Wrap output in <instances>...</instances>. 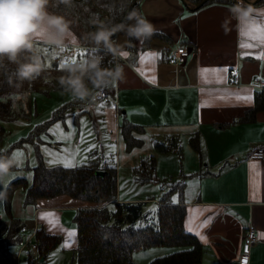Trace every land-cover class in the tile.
Segmentation results:
<instances>
[{"label":"crops","instance_id":"crops-1","mask_svg":"<svg viewBox=\"0 0 264 264\" xmlns=\"http://www.w3.org/2000/svg\"><path fill=\"white\" fill-rule=\"evenodd\" d=\"M186 3L185 6L180 0H140L141 15L154 26V33L162 37L150 39L144 47L143 39H134L137 53L131 55L125 34L118 36L116 44L125 54L118 55L116 63L123 66V79L106 88L116 104L96 103L92 99L62 102L44 122L35 125L34 131L40 132L35 152L50 168L65 167L63 162L53 166L48 163L53 159L49 152L67 158L69 152L65 149L79 150L73 159L75 166L101 155L113 158L117 202L143 203L145 212L156 211L161 195L182 179L185 182L182 194H173L171 203L184 207V231L201 245L198 264H240L247 232L251 230L256 239L251 245L248 264H264V162L248 158L252 150L264 148V108L256 110L253 117L247 114L255 107L256 96H264L257 88L259 81L264 83V59L257 58L264 46H240L242 41L259 43L258 39L241 33L257 37L262 34L257 29L264 30V0L252 5L241 0L210 2L196 10L189 9L195 5L187 0ZM238 4L254 9L246 23L230 12ZM48 11L52 12L49 8ZM33 43L34 48L55 52L49 64L42 63L46 65L43 73L53 79H42L41 92L50 97L51 92L63 91L57 87L58 76L67 73L58 63L57 55H62L64 49L50 46L39 37ZM65 45L74 61L82 57L83 50L74 32ZM179 46L190 52L183 66L170 63L173 51ZM231 70L238 75L231 76ZM238 96H250L251 100ZM260 105L264 107V99ZM123 123L143 129L142 133L133 132L141 140L140 146L126 149L121 136ZM69 134L71 138L64 139ZM195 135L199 137L198 151L189 142ZM169 138L176 139L180 153L155 151L154 141L164 143ZM150 156L155 158L157 182L159 177L175 180L167 185L134 182L133 169L141 159ZM18 191L23 193L21 218H15L11 211ZM24 197L23 189L14 191L10 213L25 224V238L41 228L61 239L60 245L36 264H74L77 231L73 218L87 204L61 195L24 206ZM45 213L54 214L55 227L41 219ZM6 217L2 233L8 225L9 217ZM70 231L75 232L74 242L65 248L63 244ZM175 250L154 247L135 252L132 259L135 264H147ZM33 251L16 250V264H20V253L26 252L27 258Z\"/></svg>","mask_w":264,"mask_h":264},{"label":"trees","instance_id":"trees-1","mask_svg":"<svg viewBox=\"0 0 264 264\" xmlns=\"http://www.w3.org/2000/svg\"><path fill=\"white\" fill-rule=\"evenodd\" d=\"M187 1L194 5L201 2ZM231 1L209 0L207 3ZM131 5H134L132 11L141 15L140 0H70L68 4L63 0H50L48 8L76 26L74 32L83 50L81 57L83 60L102 56V66L113 67L118 59L102 45H95L88 34L94 33L101 23L109 27L114 23H121ZM120 34L121 32H117L112 40L115 42ZM155 37L162 36L153 33L150 38L143 39V47ZM127 50L131 55H136L134 39L127 38ZM4 63L7 65L6 70L0 69V120L5 117L12 118L11 104L2 102L1 99L17 88L7 83L5 75V71L11 72L15 67L7 61ZM256 98L255 107L247 113L251 117L256 110L264 108L260 105L264 96L259 94ZM64 108H68V105ZM133 132L142 133L143 129L130 123L121 125V136L127 150L141 145V140L135 138ZM4 134V127L0 123V141ZM189 142L196 151L199 150L198 135L191 137ZM153 147L159 153H180V146L173 138L167 139L164 143L154 141ZM0 156L9 157V152L0 151ZM37 157L39 164L31 169V180L16 178L8 184L4 193V209L9 220L6 229L0 234L2 264H16V248L18 243L25 239L23 234L25 224L19 219L12 218L10 213V203L17 188L23 189L25 193L24 206H34L38 199L61 195L87 204L78 209L73 218L77 231L74 264H135L132 259L135 252L154 247H173L177 250L155 258L147 264L200 262L201 245L183 228L185 209L181 205L171 203L173 194H182L184 180L181 179L169 186L159 198L160 204L156 211L145 212L143 203L117 202L116 167L113 158L101 155L75 167L50 168L43 164L40 155L37 154ZM11 170H15V167L13 166ZM97 172L102 174H96ZM133 180L138 184L157 182L153 156L141 159L140 164L133 169ZM33 241L36 249L34 253L27 254L28 264H36L39 259L46 258L61 243L60 237L49 235L41 228L35 231Z\"/></svg>","mask_w":264,"mask_h":264},{"label":"clouds","instance_id":"clouds-1","mask_svg":"<svg viewBox=\"0 0 264 264\" xmlns=\"http://www.w3.org/2000/svg\"><path fill=\"white\" fill-rule=\"evenodd\" d=\"M65 4L70 0H63ZM50 0H0V69L8 64L16 65L11 72L5 71L7 83L20 87L25 81H33L40 76L46 65L38 55L25 57L33 52L34 38H42L46 44L62 50L65 40L72 36L70 22L65 17L49 12ZM230 12L241 23H246L254 9L240 4L233 6ZM126 21L112 24L101 23L88 37L97 46H103L109 53L124 55L112 37L123 32L129 39H148L154 33V26L136 11L130 12ZM223 26V25H222ZM103 57L94 56L79 63H62L61 68L67 73L58 79L64 92L74 100H94L95 90L106 89L123 79L124 69L119 63L113 67H103ZM15 161L11 157L0 156V182L10 175ZM4 193H0V201Z\"/></svg>","mask_w":264,"mask_h":264},{"label":"rangeland","instance_id":"rangeland-1","mask_svg":"<svg viewBox=\"0 0 264 264\" xmlns=\"http://www.w3.org/2000/svg\"><path fill=\"white\" fill-rule=\"evenodd\" d=\"M74 29H76V26L74 24H70V30L74 32ZM116 41L117 39L115 40V43ZM66 51L67 54L65 55H57V58L59 59V64L71 63L72 61H74L73 58H70L68 50ZM33 54L38 55L40 58H42L41 63L44 62L45 64H49V62L52 61L55 52H52L51 49L45 50L40 48H34L33 52L25 53L24 56L30 57ZM82 60L83 59L80 57L79 60L76 59L75 63H79ZM10 65L16 67V65L14 64ZM48 78L53 79L49 76L48 73H43L42 71L40 76L37 77L35 80L31 82H23L21 87H17L16 89H14V91L2 97L1 99L2 102H9L11 104L12 118L11 115H9L11 119H7L8 117H5L0 120V123L3 125L5 130V134L2 140L0 141V151L9 152V157L11 158L17 152L22 153V156L19 159L18 165L15 162V170H11L10 175L5 177V179L0 182V193H5L8 184L16 178H26L27 180L31 179V169H33L39 164L35 152V144L38 143L37 138L40 136V132L34 131L35 125L44 122L45 119H47L46 116L62 102H72V100H74L70 97L68 93L64 91L51 92L50 97L41 92V86L43 84L42 79L48 80ZM57 87L61 88L60 85H58ZM86 126L87 125H85V127ZM87 128L90 129L89 127ZM56 155H58V153ZM48 163L52 166L53 164H55L51 161H48ZM170 180L174 181L175 178L159 177V181L157 183L158 185H167L168 183H170ZM22 194V191H18V194L17 192L16 194H14L11 211L15 218L22 217ZM6 216H8V214L4 209V203L2 200L0 201V234L2 233L4 224L7 222ZM18 249L19 247L16 248V250ZM25 253L26 252L20 253L18 255V261L20 264H27V258ZM65 260L66 262H69L70 256L65 258ZM0 264H2L1 256Z\"/></svg>","mask_w":264,"mask_h":264},{"label":"built area","instance_id":"built-area-1","mask_svg":"<svg viewBox=\"0 0 264 264\" xmlns=\"http://www.w3.org/2000/svg\"><path fill=\"white\" fill-rule=\"evenodd\" d=\"M64 51L62 52V55L67 54L68 50V46H64ZM189 50L184 47V46H179L177 47L173 53H172V58L170 60V63L175 65V66H183L186 64L187 62V58L189 56ZM116 58L118 57V55L115 56ZM229 74L231 76H237L238 72L235 70H231L229 71ZM257 88H259L261 91L264 92V83L262 81H259V83L257 84ZM95 95V99L92 100L93 102L96 103H115V101H113V99L109 96L108 92L106 91V89H99V90H95L94 92ZM248 158L251 160H258V161H262L264 162V148H257L252 150L249 155ZM34 239V234L30 235L29 237H27L26 239L20 241L18 243V246L21 250H35L36 249V245L33 241ZM256 239V235L254 233V231H248L247 232V237L245 240V243L243 245V249H242V255L240 256L239 259V263L240 264H248L249 261V252L251 249V245L252 243L255 241Z\"/></svg>","mask_w":264,"mask_h":264},{"label":"snow or ice","instance_id":"snow-or-ice-1","mask_svg":"<svg viewBox=\"0 0 264 264\" xmlns=\"http://www.w3.org/2000/svg\"><path fill=\"white\" fill-rule=\"evenodd\" d=\"M257 31L262 33L259 37H257V36H251L250 33H247V32H242L241 33V35H248V36H250L251 39H258L259 40V43L257 45H253L251 43L242 41L240 46L242 48H252V47L264 46V30L258 28ZM61 51H63V49ZM152 58L154 59L155 57L152 56ZM257 58L258 59H264V51H262ZM72 62L75 63L76 61H72ZM142 62H143V58H142ZM237 98L238 99L251 100V97L250 96H244V97L238 96ZM57 129H59V126H57ZM61 135H63V133H61ZM70 138H71V134H69L68 136L64 137V139H70ZM45 151H47V149ZM64 151L65 152H69V156L67 158L61 157V156H58V155H56L54 153L49 152L48 154L53 157V159H52L51 162L52 163L63 162L65 167H74L75 164L73 162V159H74V156L75 155H78L79 154V150L77 149L75 152H70L68 149H65ZM21 156H22V153L17 152L12 157V159L17 163V165L19 164V159H20ZM252 167L255 168V165H252ZM41 219L48 220L49 223L53 227L56 226V223L57 222H56V218H55V216H54L53 213H45V214H42L41 215ZM205 223H207V222H205ZM203 226L204 225H201V227H203ZM67 236H68V239L63 244V247H65V248L71 247V244L74 242L75 232L74 231H70V232L67 233ZM262 238H264V237H262ZM202 239H203V237H202ZM245 264H246V261H245Z\"/></svg>","mask_w":264,"mask_h":264},{"label":"water","instance_id":"water-1","mask_svg":"<svg viewBox=\"0 0 264 264\" xmlns=\"http://www.w3.org/2000/svg\"><path fill=\"white\" fill-rule=\"evenodd\" d=\"M182 3H183V5H187V3H186V0H180ZM209 0H201V2L198 4V5H195L192 9L191 8H189L190 10H196V9H199V8H201V7H203L207 2H208ZM241 1H243L244 3H246V4H248V5H252V4H254V3H258V2H260V1H262V0H254V1H249V0H241ZM133 6L134 5H131L130 6V8H129V11H128V14L130 13V12H132V9H133ZM127 14V15H128ZM127 17V16H126ZM126 17L121 21V23L122 22H127L126 21ZM120 23V22H119ZM118 24V23H117ZM117 34V33H116ZM116 34L114 35V36H116ZM96 174H102L101 172H97ZM43 261V258H41L40 259V262H42Z\"/></svg>","mask_w":264,"mask_h":264}]
</instances>
